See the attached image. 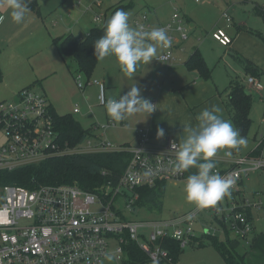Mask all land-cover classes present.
Wrapping results in <instances>:
<instances>
[{
	"label": "built area",
	"instance_id": "built-area-1",
	"mask_svg": "<svg viewBox=\"0 0 264 264\" xmlns=\"http://www.w3.org/2000/svg\"><path fill=\"white\" fill-rule=\"evenodd\" d=\"M169 21L153 26L147 13L139 15L135 25H144L145 30L159 27L165 29L173 43L163 47L159 56L165 62L176 59L177 50L185 51L190 35V26L179 10H174ZM98 15L96 19H101ZM223 17L231 22L232 16ZM213 39L230 47L233 40L227 31L218 28ZM79 89L98 85L99 104L106 106L108 100L105 85L98 78H87L82 72L75 73ZM248 87L262 92L264 84L255 76L248 75ZM253 92V91H252ZM152 102L155 107L156 103ZM79 111L76 105L75 112ZM114 124H96L90 136L81 143L64 141L53 119L47 97L34 88H23L18 98L0 103V131L5 135V144L0 145V171L24 165H36L51 157L67 155L128 151L130 158L123 174L115 183H108L102 193H92L75 184L41 185L30 190L24 186L6 185L0 203V264H105V253L114 247L119 262L124 264L127 243L134 241L148 256L144 264H166L169 251L162 239H174L185 249L196 236L195 222L208 210L220 226L207 225L203 234H233L248 242L253 222L247 210L253 203L238 195L235 190L252 172L264 170L262 155L241 156L227 152L230 167H216L215 171L234 183L230 196L206 208L195 207L187 213H176L167 218L152 220L128 219L115 204L125 198L126 207L135 210L140 200V191L153 188L159 182L186 179L187 172L173 171V161L180 142L169 137L165 144L151 142L148 129L138 130L139 142L135 145L110 143L105 130ZM104 128V132L100 129ZM100 132V134L97 133ZM230 153V154H229ZM118 250V251H117Z\"/></svg>",
	"mask_w": 264,
	"mask_h": 264
},
{
	"label": "rangeland",
	"instance_id": "rangeland-1",
	"mask_svg": "<svg viewBox=\"0 0 264 264\" xmlns=\"http://www.w3.org/2000/svg\"><path fill=\"white\" fill-rule=\"evenodd\" d=\"M40 2V0H39ZM130 2L134 3V6H129ZM264 7V0H50L43 6L40 5L41 15H38L41 20H44L45 27L47 29V36H49L48 47L43 50L34 52L33 55L25 57L22 60H11L12 58L2 59L0 62V100L10 95V89L15 84H11L10 81L16 79L19 73H16L21 67H24L23 74L28 79L35 78L41 75L43 78L42 85H34V89L41 93L46 90L48 98L55 107L56 111L60 115L73 113L74 103L79 94L83 95L81 89H79L73 79L71 72L77 71V65L75 61L69 57H65L67 65L64 63L58 49L59 45L53 42L54 37H63L72 33L76 38L85 36L88 34L93 26L105 27L106 21L112 16V10H115L117 6L125 5L124 11L129 13V23L135 27L136 15L142 12L147 13L152 17V13L149 7L156 8L158 14L163 17H168L173 13L174 8L185 10L189 16L197 21L199 27L196 29H190V39L188 40V54L192 50L193 45L199 47L200 52L205 57L206 63L210 70V74H202L199 71L191 70L185 65V62L178 64V67L184 69L177 71L179 75L186 76L190 81L183 91L182 99L186 98V102H189L191 108V116L198 115L203 109L210 108L213 105H221L224 95L219 94L223 91L227 84L230 83L231 78L244 77L245 71L241 65L235 60L232 55H229L227 48L222 46L219 42L213 39V33L218 28H223L227 33L232 36L235 43L232 47L236 49L244 57H248L254 63L259 65L264 71V40L260 39L253 31L246 30L241 32L238 30V23L245 20V24L251 26L254 31H264V17L256 15L254 12V5ZM101 4V5H100ZM102 7H100V6ZM99 11L108 12V16L105 20L96 19V14ZM224 12L232 13L235 17V23L228 24L222 19ZM135 18V19H134ZM224 18V17H223ZM225 19V18H224ZM226 20V19H225ZM218 23V24H217ZM250 28V27H249ZM51 37V39H50ZM198 38V39H197ZM234 45V46H233ZM17 59V57H15ZM35 70V74L31 72ZM121 67L115 56H108L100 59L96 67L94 68L92 78L96 77H121V88L128 92L133 84L141 89V96L146 99L156 96V90L151 82L152 78H149V74H144L137 80H132L126 74L120 73ZM194 74H196L194 76ZM173 76V73L171 77ZM248 76V75H247ZM164 77V76H163ZM162 77V78H163ZM170 77V78H171ZM45 78V79H44ZM94 78V79H95ZM162 78L158 82L159 87H164L162 84ZM192 79L194 81L192 82ZM246 80L247 77L243 78ZM260 79V78H259ZM264 84V76L261 79ZM27 85L32 84L33 82ZM69 81L73 84V87L69 84ZM155 83V81H153ZM245 85L248 84L244 83ZM12 85V86H11ZM168 86V85H165ZM44 88V89H43ZM253 91L252 100L253 105L251 107L250 116L252 118L251 125L246 134H241L246 137L247 145L240 148L239 152L242 156H249L255 150L260 149L264 157V90L262 92L254 91L252 87H248ZM205 90L212 91L208 96V99L199 101L205 94ZM186 92V93H185ZM9 98V97H8ZM155 98V97H154ZM13 100V99H8ZM79 103V102H78ZM87 105V102H85ZM92 105L94 103L89 102ZM82 105V103L80 102ZM98 104V103H97ZM80 115H73L75 120L81 122L84 128H91L92 124L96 122V117L101 115L105 121L97 122L101 125L108 123L110 116L107 113L106 107L95 106L94 112L88 113L87 106ZM230 121V120H228ZM107 122V123H106ZM231 122V121H230ZM233 125L234 123L231 122ZM195 124L192 127H195ZM143 127V126H142ZM142 127H135V130H140ZM144 128V127H143ZM145 129V128H144ZM104 132V128L100 129ZM100 134L99 131H97ZM132 131L122 132L115 127L107 128L105 135H107L109 142L114 144H120L125 142ZM179 136V135H177ZM186 136V134H185ZM6 137L0 131V145L5 144ZM228 151H234V149L219 150L217 154L212 158L215 160H221L226 157ZM256 155V154H251ZM254 173V172H253ZM250 179L246 178L248 183L247 188L251 184ZM249 179V180H248ZM187 182L186 179L170 181L166 184V189L161 198V205L159 207H150L148 205H136L135 210H129L126 207L125 198L122 196L116 200L115 204L117 210L121 211L128 219L133 220H152L159 218H167L173 216L176 213H187L197 207L194 203L189 202L186 199L184 192V186ZM249 194V190L245 189ZM4 195L3 188H0V197ZM251 198V197H250ZM251 200H253L251 198ZM196 236L201 237L207 225L220 224L213 219L212 213L205 210L195 222ZM224 238V233L218 234ZM231 238L233 234L230 233ZM250 237V236H249ZM202 244V245H201ZM245 245L242 240V246ZM240 250V249H239ZM110 252H114V247L110 248ZM177 264H224L223 258L214 248L211 239L202 238L200 240L194 239L185 248L184 252L180 254ZM122 261L115 260L111 264H121ZM105 264H110L105 260Z\"/></svg>",
	"mask_w": 264,
	"mask_h": 264
},
{
	"label": "crops",
	"instance_id": "crops-1",
	"mask_svg": "<svg viewBox=\"0 0 264 264\" xmlns=\"http://www.w3.org/2000/svg\"><path fill=\"white\" fill-rule=\"evenodd\" d=\"M47 1H50V0H40V2H39V13H36L33 10L31 11L29 9V11L26 12V14H25L24 20L21 23H16L11 18L10 9H8V7H7L6 0H0V17L3 18L2 20H0V62H2L1 61L2 59L6 60L7 58H12L11 60H18V59L22 60V59H24V56L25 57L31 56V55H33L34 52L43 50L45 47H48L49 36H47V34H46L47 29L45 27L44 20L42 21L41 18L38 16V15L42 14L40 11V5H41V9H42V4L44 6L47 3ZM130 4L132 7L134 6L133 2H130ZM100 7H102V6H100ZM147 7H149V10L152 13V17L150 16V18H151V22H152L153 26L154 25L157 26L160 23H165V22L169 21L172 14L175 12L174 10L177 9V10L181 11V13L183 14L185 20L188 22V25L190 26V29H196L199 27L197 21H194L189 16V14L183 9L174 8L172 10L173 11L172 14H170L168 17H163V16L158 14V11H156V8H153L152 6H147ZM257 8H263L264 9L263 6L260 7L258 5V3H256V5H254V8H253L256 15H257V13H256ZM143 13H145V12H142L141 14H143ZM141 14L139 13V15H141ZM98 15H103V17L101 19L105 18V20H106V18L108 16V12L99 11L98 14H96V17ZM139 15H136L135 18L137 19L139 17ZM231 16H232L231 22L225 20L223 17H222V19L224 21H226L228 24L235 23V17H233L232 13H231ZM252 29L253 28L251 26H248V24H245V20H242L240 23H238V30L241 32H243V31L246 32V30L249 32H252V31L256 32ZM257 31H259V30H257ZM262 32H264V31H262ZM190 35H191V33H190ZM190 35H189L188 40L190 39ZM85 36H80L78 38L83 39ZM56 38H59V36L54 37V39H56ZM233 38H232V40H233ZM50 39H51V37H50ZM188 40L185 43V51L182 52L180 50H177V52L175 53L176 59L174 61H172L171 63L165 62L162 59H160L159 56L163 53V47L158 45L157 50H158V57L160 60L154 58L147 65H145L143 63H140L138 65L137 70L134 73L132 80H137L138 78H140L144 74H149V78H152L151 82L153 83V86L156 90V96H154L155 98L153 97V98H150L149 100L154 101L156 103V110L154 112H152L151 114H148V115H146L145 113H135L132 115H128L125 117V119H123L119 122H116V121L112 120L111 118H108L109 120H108V123L106 122L107 124L114 122V124H112L111 126L108 127L109 129L111 127H115L117 130H120V131L125 132V133L127 131H132V133H130L131 135L128 136L127 139H125V142H122L120 144H122V145H135V144H137L139 142L140 137H139L138 131L135 130V127H142V126L146 129H148V131L150 133L151 142L155 145L165 144L169 137H174L181 144V143H183L184 138H185V134H186V132L184 131L185 126H194L195 124H198V121L196 119L197 115L196 114H194L193 116L190 115L191 114V110H190L191 106H190L189 102H186V100H187L186 98H184V100L182 99V95H181L183 93V91H186L184 89L186 88V85H188V83L190 81L188 80L187 75L183 76L182 74L179 75L177 73V71L184 69L182 67H178L179 66L178 64L185 62V65H186V61L189 58V57L186 58V54H188V49H189V47H187L188 42H189ZM234 43H235V40H233L232 44H234ZM232 44L230 47L227 48L228 54H229V51H231V49L237 51L236 49H234L232 47ZM194 50H198L200 52L199 47H197L196 45H193L192 50L189 53V55ZM58 51L60 53L59 49H58ZM200 54H202V53L200 52ZM15 57H17V59H15ZM62 59L65 60V58H62ZM64 63L68 67L67 60H65ZM257 66L259 67V65H257ZM24 68H25V65H24V67H21L16 72V73L20 72L18 77H16V79H13L10 81L11 84H15V85L12 87V89L9 90L10 91V95L8 96L9 98L5 97V98L1 99L0 102H2L3 100H7V99H15L17 97L20 89H22L26 86H29L27 84L30 83L32 81V79H28V77L23 74V70H25ZM69 72L73 76V79L75 80V72H71L70 69H69ZM120 73L125 75V73L122 71V69L120 70ZM172 73H173V76L171 77ZM31 74L37 75V74H35L34 69L31 72ZM195 75L196 74H194V76ZM103 76L104 77H101V78L96 77V78L103 81V83L105 85L106 95H107L108 99L109 98L119 99V96H122V95L127 93L126 91L123 90V88H121V77H120V75L118 78L117 77L113 78L111 76H107L106 74H104ZM263 76H264V74L262 75V77ZM40 77H41V75H38L36 77L37 80H35V78H33V81L36 84L42 85L41 80H43V78H40ZM244 77H245V75H244ZM262 77L260 78V80L262 79ZM94 78H95V76H94ZM135 78H137V79H135ZM161 78H162V84L164 85V87H159L160 84H158V82L160 81ZM231 80H232V78H231ZM153 81H155V83ZM193 81H194V79H192V82ZM34 82L32 84H34ZM244 83H246L245 79H244ZM69 84L73 87V84L70 81H69ZM229 84L226 85L225 89L222 92L221 91L219 92V94L221 95V93H222V95H224V97L222 100L223 101L222 104L221 105L217 104V106H219L222 109V113H221L222 117L226 120H230L231 122H233L231 117L228 115V111H227L226 104L224 101L225 95H226L225 90L228 88ZM165 85H168V86H165ZM81 91H82L83 95L79 94V97L76 98V101H75L74 107H73V113L70 112L68 114H71L72 116L74 114L75 115L82 114L85 110V106L83 105V104L86 105L85 102H87V105H86L87 110H88L87 112L92 113V114L94 112L96 105L106 107L104 105L99 104L98 96L100 93V89H99L98 85H96V84L95 85H87L84 88V90L81 89ZM43 92H44L43 94L49 100L48 95L46 93V90H44ZM211 92L212 91L207 92L205 90V94L202 96V98L199 101H202L203 99H208V96L211 94ZM90 101H92L94 103L97 101L98 104L96 103V105L94 106V105L89 103ZM80 102L82 103V105L80 104ZM49 103H50V106H52L50 100H49ZM76 105L79 106L78 112H75ZM100 120L105 121V119L101 115H99L96 117V122L93 123L92 126L98 124L97 122H101ZM79 123H81V122H79ZM99 125H101V124L99 123ZM159 128H163L164 133H165L164 136L161 138H157V135H156L157 130ZM87 129H89V128H87ZM177 135H179V136H177ZM233 153L242 156V154L239 151L234 150ZM249 154L250 155L256 154L255 156H258V155L263 156L260 149L255 150ZM213 160L215 161V163L218 164V166L220 165L222 168L230 167L227 156L222 158L219 161L215 160V159H213ZM251 174H252L251 184L247 188L248 183L246 182L247 181L246 178L250 179ZM251 174L248 177H245L242 180V182L240 183V185L238 186L237 190H235L237 198H238V195L241 193V195H243V197H246L249 200H251V198L253 199V200H251V202L253 203V205L251 206V214H252V220L251 221L253 222V230H252L251 235L249 237V241L248 242L244 241L245 245L241 246L239 251H240V253H242L244 255V264H264V170L257 171L254 173L252 172ZM189 175H190V173H189ZM189 175L187 174L186 180H187ZM245 189H248L250 194ZM224 236H225V233H224Z\"/></svg>",
	"mask_w": 264,
	"mask_h": 264
},
{
	"label": "trees",
	"instance_id": "trees-1",
	"mask_svg": "<svg viewBox=\"0 0 264 264\" xmlns=\"http://www.w3.org/2000/svg\"><path fill=\"white\" fill-rule=\"evenodd\" d=\"M125 7L124 4L117 6L112 12L114 14L116 10H123ZM28 8L31 11L39 13V1L29 0ZM256 10L257 15L264 17L263 8H257ZM104 28L93 26L83 39H77L71 33L53 39L59 45L62 58L69 57L73 59L77 65L76 72H82L87 78H92L94 68L100 60L95 55L94 44L104 34ZM254 33L264 40V32L256 31ZM229 54L241 65L245 71V77L252 75L261 78L264 74L263 69H260L251 59L244 57L232 49L229 51ZM186 65L191 70L199 71L202 74H210L206 60L198 50H194L189 55ZM245 77H232L228 88L225 90L226 95L224 99L228 115L241 134L248 132L252 122L250 111L253 105V92L244 84L243 78ZM35 84L34 82V84L24 88H34ZM18 95L15 99L18 98ZM51 109L53 119L64 141H69L72 144L81 143L83 139L92 133L91 128H84L71 114L60 115L54 106H51ZM129 158L130 153L128 151L96 152L94 154L51 157L48 160L36 163V165H24L12 170L5 169L0 171V188H4L6 185H16L33 190L41 185L70 183L92 193H102L108 183L113 182L116 184L119 181L118 179L127 167ZM219 166L216 163V167ZM188 171L187 174L189 175V173H195L197 169L191 168ZM167 183L162 181L153 188H143L140 191L141 198L136 205L159 207ZM239 196L240 198L243 197L241 193ZM2 201L3 198L0 197V203ZM247 216L251 221V208L247 210ZM202 238L211 239L214 248L222 256L224 264H244V255L239 251L242 246V239L238 237L231 238L229 230H226L224 238L219 235L201 234V237L194 236L192 240H200ZM160 243L169 251L170 257L166 260V264H177L181 256L180 254L185 250L180 247V242L167 238L162 239ZM126 249L127 256L129 257L125 260L124 264H144L148 260V256L140 250L136 242L129 241Z\"/></svg>",
	"mask_w": 264,
	"mask_h": 264
},
{
	"label": "clouds",
	"instance_id": "clouds-1",
	"mask_svg": "<svg viewBox=\"0 0 264 264\" xmlns=\"http://www.w3.org/2000/svg\"><path fill=\"white\" fill-rule=\"evenodd\" d=\"M28 2L29 0H6L13 21L21 23L24 20L26 12L29 11ZM172 43L165 29L155 27L145 30L142 24L133 27L129 23V13L118 9L106 21L104 34L95 41L94 49L99 59L115 56L122 71L129 78H133L140 63L147 65L154 58L159 59L158 45L170 47ZM106 110L112 120L119 122L135 113L151 114L156 107L150 100L143 98L141 89L133 84L119 99L109 98L106 101ZM221 113L222 109L213 105L197 115L198 124L195 127L185 126L186 136L178 146L172 162L173 171L176 173L197 169L188 176L184 192L186 199L201 209L216 205L226 196H230L234 183L231 178H224L215 171L216 163L211 158L219 150L239 151L247 145L246 137L230 121L224 119ZM164 134L163 128L157 130V138ZM104 255L110 264L118 258L115 252H106Z\"/></svg>",
	"mask_w": 264,
	"mask_h": 264
}]
</instances>
